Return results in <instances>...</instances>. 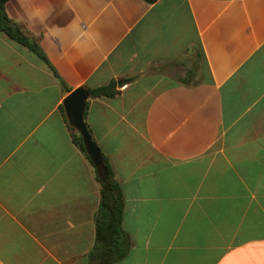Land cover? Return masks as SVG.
<instances>
[{"label":"crops","instance_id":"crops-1","mask_svg":"<svg viewBox=\"0 0 264 264\" xmlns=\"http://www.w3.org/2000/svg\"><path fill=\"white\" fill-rule=\"evenodd\" d=\"M6 13L59 78L0 33V264H91L101 186L62 108L113 81L85 122L124 194L133 248L119 264H264V0H10Z\"/></svg>","mask_w":264,"mask_h":264},{"label":"trees","instance_id":"trees-1","mask_svg":"<svg viewBox=\"0 0 264 264\" xmlns=\"http://www.w3.org/2000/svg\"><path fill=\"white\" fill-rule=\"evenodd\" d=\"M9 1L10 0H0V33L6 34L11 40L27 47L42 61L50 66L46 55L41 50L39 45L31 41L25 31L8 17L6 13V4ZM145 2L152 5L158 2V0H145ZM50 68L59 78L56 71L51 66ZM87 91L90 94V98H114L119 94L118 84L115 81L111 82L107 86L89 89ZM87 109L88 103L86 104L84 118L87 114ZM62 112L65 115L64 107L62 108ZM69 128L72 132L74 143L94 167L96 180L101 186L100 205L95 215V245L88 255L90 263L119 264L130 255L133 248L132 239L123 228L125 199L122 187L115 178V172L110 163V159L102 152L95 141L94 143L98 147L101 154V164H96L90 157L87 152L84 139L80 134L76 133V129L71 125H69Z\"/></svg>","mask_w":264,"mask_h":264},{"label":"water","instance_id":"water-1","mask_svg":"<svg viewBox=\"0 0 264 264\" xmlns=\"http://www.w3.org/2000/svg\"><path fill=\"white\" fill-rule=\"evenodd\" d=\"M89 92L84 88L73 91L64 101V108L70 124L75 127L84 139L87 152L96 164H101V154L85 122L84 113Z\"/></svg>","mask_w":264,"mask_h":264},{"label":"rangeland","instance_id":"rangeland-1","mask_svg":"<svg viewBox=\"0 0 264 264\" xmlns=\"http://www.w3.org/2000/svg\"><path fill=\"white\" fill-rule=\"evenodd\" d=\"M74 128H75V127H74ZM75 129H76V128H75ZM75 131H77V132H76L77 134H80V132H79L77 129H76ZM80 135H81V134H80Z\"/></svg>","mask_w":264,"mask_h":264}]
</instances>
